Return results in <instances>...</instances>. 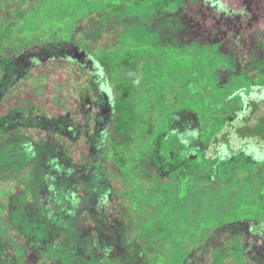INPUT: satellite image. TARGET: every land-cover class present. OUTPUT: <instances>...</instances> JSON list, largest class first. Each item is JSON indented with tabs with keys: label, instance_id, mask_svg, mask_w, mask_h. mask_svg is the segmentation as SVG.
Here are the masks:
<instances>
[{
	"label": "trees",
	"instance_id": "16d2710c",
	"mask_svg": "<svg viewBox=\"0 0 264 264\" xmlns=\"http://www.w3.org/2000/svg\"><path fill=\"white\" fill-rule=\"evenodd\" d=\"M78 1L0 0V264H264V0H201L177 21L163 3L139 17L162 27L148 37L122 28L124 0ZM40 46L74 63L51 100H91L83 123L19 99L50 96L29 72Z\"/></svg>",
	"mask_w": 264,
	"mask_h": 264
},
{
	"label": "rangeland",
	"instance_id": "374dc122",
	"mask_svg": "<svg viewBox=\"0 0 264 264\" xmlns=\"http://www.w3.org/2000/svg\"><path fill=\"white\" fill-rule=\"evenodd\" d=\"M10 1H11V3L15 2V0H10ZM200 1L201 0H183V3L182 2L181 3H179V2L176 3L174 1L168 2V0H160V1L159 0H156V1L155 0H124L123 1L124 3L122 2L123 3L122 5H121V3L119 5H117V8L120 9L119 10L120 12H118L117 14H119L118 18H119V16H121L120 20H122L121 21L122 24H123L122 28H124L123 26H125L126 30L131 32V31H134L136 29V27H138L137 30H138L139 33H141L140 35L143 36V37L144 36L148 37L149 35L152 34L153 31H155L157 29H161L162 27L159 28V24H157L158 26H156V25L155 26H151L149 24H145V22H142V21L139 20V17L141 15H143L145 13H150L151 10L157 11L158 10L157 8H159V6L163 5V3H164V6H162V8L160 10H163V12L168 15V17L174 16L173 18H175V20L177 21V17H175V16H178V14L181 12V8L182 7H184V9H188L189 10V7L191 5V7L194 6L195 9H197L196 6H198ZM69 2H70V4L78 3V5L80 3L78 0H69ZM122 7L125 8V11H126V12L124 11L125 12L124 16L122 15L123 13H121L122 12L121 9H123ZM57 9H59V7ZM153 13L154 12L150 13V15L148 17L149 20H151V18L153 17ZM32 17H34V16H32ZM33 19L35 21L36 20H38V21L41 20L38 16L34 17ZM148 19H147V23H149ZM23 22H25V20ZM169 22H170V20H169ZM141 26H142V28H141ZM144 28L146 29V31L148 33H151V34H148L144 30ZM172 28H174V27L172 26ZM258 35L260 37V34H258ZM257 42H258V40H256V39L251 40V44H253V45L255 43H257ZM236 47H237V52L239 54L238 58L240 60L243 59L244 62H248V61H250L251 58H253L252 57L253 56V50L251 48L249 50L250 52H248V48H245L244 46H239L238 45ZM261 47L264 48V43L263 42H261ZM34 48L35 49H31V50L34 51L33 52L34 54H35V52L36 53L38 52L40 54L41 59H39L40 61L37 62V63H39V66L35 65L33 67H30L29 72H31L34 75L46 76L47 77L46 78L47 79V83H50V86L47 85L46 92L50 93V96L47 97L46 95L45 96L44 95L43 96L42 95H37V98H36V96L31 91L29 92L28 89H25L24 93H21V95L19 96V99L29 98V99L33 100L34 106L39 105V106H37L39 108V110H37V112H39V114H42V115H47V116H49V115H57V114L61 115L62 113H65L66 110L68 109L69 111H73V116H75L74 119L78 118L79 119L78 121L80 122V124L83 123V116H81V115L83 114V112L86 109H88L90 111H92V110L97 111L95 109L96 107L91 106V104H90L91 100H87V102H83V101L75 102L74 101L76 106H73L72 103H71V104H67V107L64 108V109H62L59 105L54 104V102L51 100V95L53 94L51 92V90H50L51 87H52L51 81L54 80V79L57 82L64 80V78L68 76V72H67V68L66 67L74 66V63L70 62L68 60L66 61L64 58H59V62L61 63V65L59 67H52L53 63H52L51 59H49V52L46 51L45 49H42L43 47H41V46H40V48L39 47H34ZM78 54H80V53H78ZM202 57H203L202 58V63L207 64V61L211 60L213 57H215V55H213L210 52L205 51L204 55ZM20 60H23V65L24 66L26 65L25 64L26 61H28L27 63H29V61H30L28 59H26V61H25V59H20ZM257 61H259V59ZM145 65L146 64H141L140 67L144 68ZM263 65H264V63H263ZM250 67L253 69V71L257 70V69L261 70L260 68H258L259 67L258 63L254 62V58L252 59V63H251ZM204 68L205 69L203 71H205V72L208 71V70L210 71V65H208L207 67H205V65H204ZM187 69H188V67H187ZM259 70H257L255 73H257ZM263 71H261V72L263 73ZM21 74L20 73H16V74H13V76L11 75L12 77H9L7 82H8V86L10 85V87H8V89L11 90V87H13L15 85L14 82H16V83L20 82V79H18V78H19V76ZM227 74L229 75L228 71H226V72L225 71H222V72L221 71H217L216 73H214L213 80L215 82H218L219 85H222L220 88L228 91L229 89H228V87L225 84L232 83V84H235L236 86H238V85H241V83H243L242 82L243 79H240L239 77H237V75H232V73H231L229 76H227ZM185 75H186V68H180V67L174 68V70H172L171 74H170L172 79L175 76L178 77L179 79H183V78H185L184 77ZM247 76H249V75H247ZM259 78L260 79L261 78L264 79V73L259 75ZM196 79H200V81H202L204 79V77L197 75ZM24 80H26V82H29V84H30V83H32L33 79L31 77H25ZM22 81L23 80H21V83H22ZM250 81L253 82L254 80L250 79ZM32 85H33V83H32ZM32 85H27V86H32ZM66 88H67L66 85H64L61 90L64 92L63 89H66ZM207 90L210 91L211 88H207ZM246 91L254 92L252 87H251V89H248ZM13 102H14V100H11V104ZM17 102H18V104L23 103V102H20L18 100H17ZM234 102H235L234 100L230 99V100L227 101L226 104L224 103V106L219 104L215 108V111L227 114L228 113L227 110L234 104ZM228 106H229V108H228ZM72 107H75V108H72ZM77 113H79V114L77 115ZM220 116L223 117V118L225 117L222 114H220ZM85 142L86 141L83 140V141L79 142L80 143L79 145L80 146H82V145L84 146L86 144ZM11 148H13V146H11ZM14 160L17 161V159H14ZM13 168H17V166H14ZM228 205H230V203ZM261 242H262L261 240L254 241L253 242V247L254 246L256 247L257 244L261 243Z\"/></svg>",
	"mask_w": 264,
	"mask_h": 264
}]
</instances>
